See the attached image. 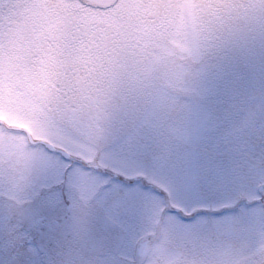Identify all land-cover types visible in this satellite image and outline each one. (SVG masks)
<instances>
[{
	"label": "snow or ice",
	"instance_id": "6c2138e0",
	"mask_svg": "<svg viewBox=\"0 0 264 264\" xmlns=\"http://www.w3.org/2000/svg\"><path fill=\"white\" fill-rule=\"evenodd\" d=\"M146 7L0 0V229L31 238V264L64 211L76 230L59 264L127 246L165 199L171 217L193 223L202 209L185 195V174L199 159L200 118L264 77V34L232 33L223 55L195 67L150 54ZM163 144L161 165L149 158Z\"/></svg>",
	"mask_w": 264,
	"mask_h": 264
},
{
	"label": "clouds",
	"instance_id": "9594fccd",
	"mask_svg": "<svg viewBox=\"0 0 264 264\" xmlns=\"http://www.w3.org/2000/svg\"><path fill=\"white\" fill-rule=\"evenodd\" d=\"M147 7L144 15L152 22L151 30L142 43L150 54H162L170 64L195 67L198 63L211 64L223 55L221 41L240 30L250 36L264 34V0H142ZM264 89V77L257 75ZM254 79V80H255ZM159 150L149 158L161 165L164 153ZM211 170L193 164L185 174L187 196L211 199L218 195V189L210 186ZM252 200L264 205V186L252 190ZM181 202L185 200L174 196ZM251 203V201H247ZM171 201L161 202L162 214L170 216L165 209ZM58 231L45 241L41 252L35 257V264H59L62 245L73 238L75 220L69 211L58 215ZM165 248L170 245L154 237ZM11 240V246L8 242ZM31 238H21L0 229V264H31L34 255ZM178 264H264V241L257 243L247 236L214 242L204 248H174ZM112 255L110 264H164L159 256L134 257L132 246L126 248H104L95 253L94 264H106V257Z\"/></svg>",
	"mask_w": 264,
	"mask_h": 264
},
{
	"label": "rangeland",
	"instance_id": "374dc122",
	"mask_svg": "<svg viewBox=\"0 0 264 264\" xmlns=\"http://www.w3.org/2000/svg\"><path fill=\"white\" fill-rule=\"evenodd\" d=\"M213 107L200 118L201 131L197 144L200 155L195 161V164L211 170L210 186L218 189L215 198H197L200 208L207 214H200L191 224L181 225L175 218L164 216L160 206L155 209L150 206L136 229L129 235L126 247L132 246L134 242L138 243L144 235L149 234L153 242L150 255L161 257L164 264H178L174 248H204L214 242L241 236L250 237L257 243L262 241L259 230L263 226L260 223L262 218L264 220V205L252 202L251 194L253 189L264 183V143L252 142L249 146L250 144L244 142L247 146L244 148L242 144L237 146L238 139L223 142L228 140L231 133L225 128L222 129L221 121L216 123L215 132L222 129L216 134L217 140L206 141L210 124L214 121ZM184 134H189V131L185 130ZM165 145L168 150L170 146ZM242 197L252 204L245 205L242 202L239 205L238 200ZM182 203L184 202L177 199V204ZM235 204L239 207L230 209ZM225 207L226 210L222 209ZM157 236L159 240L169 243L170 247L165 248L163 244H158L154 239Z\"/></svg>",
	"mask_w": 264,
	"mask_h": 264
},
{
	"label": "trees",
	"instance_id": "16d2710c",
	"mask_svg": "<svg viewBox=\"0 0 264 264\" xmlns=\"http://www.w3.org/2000/svg\"><path fill=\"white\" fill-rule=\"evenodd\" d=\"M217 105L215 116L230 128L232 140L239 135L264 139V89L258 79L249 81Z\"/></svg>",
	"mask_w": 264,
	"mask_h": 264
},
{
	"label": "water",
	"instance_id": "95a60500",
	"mask_svg": "<svg viewBox=\"0 0 264 264\" xmlns=\"http://www.w3.org/2000/svg\"><path fill=\"white\" fill-rule=\"evenodd\" d=\"M145 245H146V243H144V244H142V245L140 246V253H143V252H144V250H145Z\"/></svg>",
	"mask_w": 264,
	"mask_h": 264
},
{
	"label": "flooded vegetation",
	"instance_id": "af4514ba",
	"mask_svg": "<svg viewBox=\"0 0 264 264\" xmlns=\"http://www.w3.org/2000/svg\"><path fill=\"white\" fill-rule=\"evenodd\" d=\"M259 231H261L262 238H263L262 241H264V230L263 229H260ZM127 242H128V239H127ZM122 248H126V246L125 247H122Z\"/></svg>",
	"mask_w": 264,
	"mask_h": 264
}]
</instances>
